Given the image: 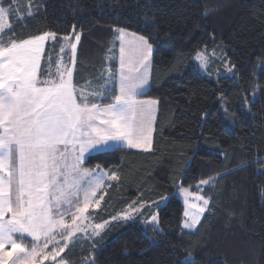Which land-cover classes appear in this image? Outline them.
Instances as JSON below:
<instances>
[{
    "label": "trees",
    "instance_id": "16d2710c",
    "mask_svg": "<svg viewBox=\"0 0 264 264\" xmlns=\"http://www.w3.org/2000/svg\"><path fill=\"white\" fill-rule=\"evenodd\" d=\"M0 2L22 10L30 5L31 15H11L7 35L17 40L81 33L73 74L78 91L102 90L107 70L117 73V57L108 54L118 44L116 30L143 36L154 48L150 88L140 95L158 101L152 149L93 154L85 162L118 176L100 194L103 206L91 224L134 201L143 208L98 239L78 233L46 264L62 258L66 264H182L188 256L194 264H264V0ZM198 52L209 58L206 71L195 61ZM210 177L203 187L208 211L194 231L184 230L175 191ZM152 208L162 235L145 223Z\"/></svg>",
    "mask_w": 264,
    "mask_h": 264
},
{
    "label": "snow or ice",
    "instance_id": "6c2138e0",
    "mask_svg": "<svg viewBox=\"0 0 264 264\" xmlns=\"http://www.w3.org/2000/svg\"><path fill=\"white\" fill-rule=\"evenodd\" d=\"M10 12L0 7V264H44L56 261L78 233L91 229V237H99L109 224L86 223L88 210L93 203L99 205L95 197L105 178L118 176L99 165L86 168V160L93 154L151 148L157 101L138 97L149 84L153 46L143 36L117 30L118 72L107 70L102 90L78 91L72 80L76 43L64 37L73 67L60 57L56 72L41 79L45 43L55 41L56 33L23 40L8 36ZM75 40H80L78 34ZM64 51L62 46L60 52ZM197 59L207 66L205 53L198 52ZM212 181L210 177L200 183ZM181 191L192 195L188 188ZM193 199L202 205L189 204L192 211L184 212L183 229H196L210 203L199 194ZM142 207L134 201L112 221L134 220ZM150 222L162 235L155 215ZM26 237L30 244L24 243ZM61 264H66L63 258ZM182 264L194 261L188 256Z\"/></svg>",
    "mask_w": 264,
    "mask_h": 264
},
{
    "label": "rangeland",
    "instance_id": "374dc122",
    "mask_svg": "<svg viewBox=\"0 0 264 264\" xmlns=\"http://www.w3.org/2000/svg\"><path fill=\"white\" fill-rule=\"evenodd\" d=\"M0 7H3V5L1 4V2H0ZM3 8H5V9H11V12L9 13V23H10V24H11V15H15L17 18H22L24 14L30 12V5L28 6V9H27V10H25V9L22 10V9L24 8L23 6H22V7L19 6V7L16 8V9H13V6H12V7H3ZM80 34H81V33H78L79 36H80ZM41 35H42V34H41ZM75 35H76V33L71 34V35H58V34H56L57 39H56L55 41L49 40V41H47V42L45 43V53H47V54H49V55L56 54V53L59 52L58 49H61L62 46H65V50H69V52L71 53L70 45H68V42L64 40V37H65V36L69 37V38L71 39V42H72V43H76V45L78 46L79 41L77 42V41L75 40ZM116 35H117V34H116ZM58 36H59V37H63V38L60 39V38H58ZM115 39H116V41L118 42V44H114V46L116 47V50H115L114 46L112 45V47L109 49V52H108V54H109V59H110L111 61L114 60V59L116 60V57H117L116 53L119 52V48H120V45H119V43H120L119 35H117ZM202 53H205V52H202ZM205 55H206V57H207V66H206V67H204V66L201 65L200 60L197 59V54H196L195 57H194L196 63L198 64V66H199L201 69H203L204 71H206L207 68H208V66H209V63H208V59H209V58H208V56H207L206 53H205ZM74 66H75V65H74ZM71 67H72V66H71ZM84 167L89 168V169H95V168H96V166H94V167H90V166H86V165H85ZM100 169H102V170H103L104 172H106V173H109V171L106 170V169H103V168H100ZM108 180H109V179L105 178V184H104L103 188H101L100 190L97 191L95 199H96V200H99V205L96 206V205L93 203V206L89 208V210H88L89 221H87L86 223H90V218H91L92 214H93V213H96V212H97L98 210H100L101 207L103 206V205L100 203V199H101V198H100V197H101L100 194H103L104 190L106 189V185H107ZM204 186H205V185H203V184H201V183H198V184H196V185L194 186L195 188H193L192 186H181L179 189H177V190L175 191V194L177 195V197L181 200V202H182L183 205H184V212H185L186 210L192 211L191 209H189V204H191V203H193V202H196V203H199V204L202 205V201H200V202L194 201L193 196H194L195 194L202 195V196H204V198L209 199V198H207V197L203 194V187H204ZM182 188H188V189L190 190V193H191L192 195H188V194L183 193V192L181 191ZM186 199L188 200V203H185V200H186ZM166 202H167V197L164 199V201L162 202V204H164V203H166ZM137 204H138L137 207H140V206H141L140 203H137ZM142 208H143V207H142ZM208 208H209V205H208L207 209L205 210V212L202 214V216H201V220H202L204 214L208 211ZM127 209H128V207H127L125 210L121 211V212L119 211V212L116 213L114 216H118V214H120V213L126 211ZM133 215L135 216V219L138 218V217H137V214L134 213ZM152 215H155V216L157 217L158 227L160 228V225H159V216H158L157 208H152V210H151V214L148 215L147 218L145 219V223H146L147 225H150L151 227H153L152 224H151V222H150V218H151ZM114 216H112V217H114ZM112 217L106 220V221H109V224H108L107 227L104 229V231L108 228L109 225H111L113 222H116V221H112ZM66 219H67V218H66ZM135 219H134V220H135ZM186 219H187V218L184 216V213H183V218H182V228H183V222H184ZM119 221H122V220H117V222H119ZM69 222H70V221H69ZM123 222H124V221H123ZM100 223H103V222H100ZM98 224H99V223H98ZM144 225H145V224H144ZM197 227H198V225H197ZM142 228L144 229V231H145L149 236H151V234H150V232L148 231L146 225H145V227H142ZM184 230H189V229H184ZM194 230H195V229H193V230H189V231H194ZM89 231H90V232H88V233H90V236H91V229H89ZM104 231H103V232H104ZM103 232H101V235H102ZM88 233H87L86 235H88ZM80 234H82V233H80ZM78 235H79V234H77V236H78ZM82 235H83V234H82ZM101 235H100V236H101ZM84 236H85V235H84ZM100 236H99V237H100ZM99 237H96V238L98 239ZM28 238H29V241H30V243H31V239H30V237H28ZM24 243L27 244V243L25 242V240H24ZM51 248H52V246L50 245L48 251H51ZM49 261H51V259L44 261V264L48 263ZM57 264H61V262H58Z\"/></svg>",
    "mask_w": 264,
    "mask_h": 264
},
{
    "label": "crops",
    "instance_id": "0c3cea01",
    "mask_svg": "<svg viewBox=\"0 0 264 264\" xmlns=\"http://www.w3.org/2000/svg\"><path fill=\"white\" fill-rule=\"evenodd\" d=\"M120 30H123L124 32H126L128 34H135L133 32H130V31H127V30H124V29H120ZM116 34L119 35V32L117 31ZM117 35L114 36V40L115 41H116L115 38H116ZM135 36L139 37V35H137V34H135ZM119 45H120V43H119ZM54 55H55V57L53 55H49V54L45 53V56H44V58L41 61V79H46L47 78V73L49 71H51L53 73L56 72L57 63H58V60H59L60 57L63 58L64 65H66L68 67H71V66L73 67L72 61L70 60L71 53L69 52V50H65L63 53H61L60 52V49H59V52L56 53V54H54ZM152 55H153V52H152ZM49 57H51V60H52V64L51 65H49V63H48V58ZM118 57H119V52H117V72H118V69H119V60H118ZM75 61H76V57H75ZM151 73H152V56H151V64H150V69H149V84H148V86H146L143 94L146 91H148V89L150 88ZM73 74H74V67H73ZM73 77H72L73 85L76 87V85L74 83V78ZM76 89H77V87H76ZM138 99H141V100H155V99H152V98H142L141 96H139ZM157 110H158V101H157V104L155 105V113H154L155 119H154V123H153L152 145H153V134H154V128H155V120H156ZM151 149H152V146H151V148L149 150H151ZM133 150L144 151L143 149H133ZM84 166H85V164H84Z\"/></svg>",
    "mask_w": 264,
    "mask_h": 264
}]
</instances>
